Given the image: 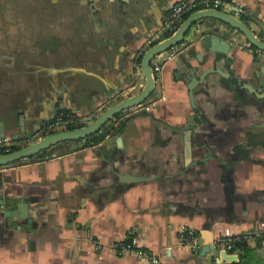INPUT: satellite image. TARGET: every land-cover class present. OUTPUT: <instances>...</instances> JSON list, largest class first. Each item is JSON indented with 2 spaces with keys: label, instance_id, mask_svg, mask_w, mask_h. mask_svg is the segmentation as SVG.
<instances>
[{
  "label": "crops",
  "instance_id": "1",
  "mask_svg": "<svg viewBox=\"0 0 264 264\" xmlns=\"http://www.w3.org/2000/svg\"><path fill=\"white\" fill-rule=\"evenodd\" d=\"M177 1L0 0V141L86 123L140 90L146 40L167 36ZM222 2L264 38V0ZM209 32L226 52L210 49ZM179 45L154 56L151 94L100 140L0 165V264H264V52L213 17ZM214 66L193 87L195 108L189 84ZM188 228L194 246L181 237ZM222 233L252 237L226 260L212 244ZM131 239L157 261L119 248Z\"/></svg>",
  "mask_w": 264,
  "mask_h": 264
},
{
  "label": "water",
  "instance_id": "2",
  "mask_svg": "<svg viewBox=\"0 0 264 264\" xmlns=\"http://www.w3.org/2000/svg\"><path fill=\"white\" fill-rule=\"evenodd\" d=\"M204 17H213L224 22L228 27L241 32L252 46L264 51V38L255 33L245 21H243L232 12L219 8H203L194 10L184 17V19L181 21L174 32L147 47L142 53L141 69L144 75V84L139 91L129 96L123 97L120 100L108 105L103 110H101L98 115L90 118L88 122L79 127L49 132L47 134H44L40 138L32 140L16 149L0 151V165L9 164L18 159L32 156L60 141L86 138L89 135L100 131L108 121L115 118L123 110L143 102L147 97H149L154 87L155 76L154 70L151 66V61L154 56L162 51L169 49L173 45L178 44L185 36L190 26L196 20ZM222 36L228 39H231L233 37V35H231L228 31L225 32V34H223ZM205 43L210 47L212 51L226 52L230 46L227 40L221 38V34H213L210 32L205 36ZM213 70H219V68L216 66L206 68L199 76L194 77L189 84V94L192 104L195 108L196 105L193 102V87L199 81H201L208 72H212ZM223 73L238 86H244L253 93H257V91L249 83L239 80L237 76L230 75L229 72ZM195 117L196 115H194V118ZM16 211L17 210H12L11 208H6L5 214L10 217L15 216ZM26 216L28 217V219H30L28 215ZM208 249L209 246H203V250ZM221 253L226 258V260L235 259L232 254H229L224 250H221Z\"/></svg>",
  "mask_w": 264,
  "mask_h": 264
},
{
  "label": "built area",
  "instance_id": "3",
  "mask_svg": "<svg viewBox=\"0 0 264 264\" xmlns=\"http://www.w3.org/2000/svg\"><path fill=\"white\" fill-rule=\"evenodd\" d=\"M227 7H228V4H224L222 0H179L171 7L169 12L165 16L163 25L167 29L168 33L171 34L172 32L176 30V28L179 26L181 21L184 19L185 15L189 12H192L197 9H203V8H219V9L229 11L227 10L228 9ZM152 37L153 36L151 35L146 40L148 47L155 43V39H153ZM179 43L169 48L170 53L168 55V58H172L175 54H177L180 51L182 46H180ZM247 44L251 45L248 41H247ZM257 50H260V49L257 48ZM151 66L154 70V76H155V73L161 67V63H157V64L151 63ZM139 71H140V68H139ZM7 144H8L7 141H0V147H3L4 145H7ZM181 235H182L181 236L182 239L186 241L187 244L194 246V243L196 240L194 230L188 228L184 230ZM254 235L261 236L262 234H254ZM250 237H252V235L248 233H245V234H231V233L224 234L222 233L213 239L212 244L216 249L224 250L227 253L231 254L233 251L234 243L236 241L247 240ZM119 248L133 252L139 256H145L149 258L151 262L157 261V258L155 257V255L152 252H149L148 250H145L144 248H142L135 239H131V241L127 243L120 244Z\"/></svg>",
  "mask_w": 264,
  "mask_h": 264
},
{
  "label": "trees",
  "instance_id": "4",
  "mask_svg": "<svg viewBox=\"0 0 264 264\" xmlns=\"http://www.w3.org/2000/svg\"><path fill=\"white\" fill-rule=\"evenodd\" d=\"M190 13V12H189ZM189 13H187V14H189ZM186 14V15H187ZM185 15V16H186ZM169 35V33H167V36ZM83 124H85V123H74V122H70V123H68V125H67V129H71V128H76V127H79V126H81V125H83ZM53 132V131H52ZM88 140H90V141H98V140H100L101 138H102V132L101 131H98V132H95V133H93V134H91V135H89L88 137H86ZM18 147H20L19 145H17V146H15V147H13L12 149H16V148H18ZM12 149H9V150H12ZM2 151H7V150H2ZM243 242H245V240H239V241H236L235 243H234V246H233V249L234 248H236V247H241V244L243 243ZM228 264H239V263H237V262H235V261H231V262H229Z\"/></svg>",
  "mask_w": 264,
  "mask_h": 264
},
{
  "label": "rangeland",
  "instance_id": "5",
  "mask_svg": "<svg viewBox=\"0 0 264 264\" xmlns=\"http://www.w3.org/2000/svg\"><path fill=\"white\" fill-rule=\"evenodd\" d=\"M9 142L10 141H8V144L7 145H4L3 147H0V150L2 151V150H9V149H12L13 147H15V146H17V145H19V146H21V142H17V143H14V144H9ZM22 145H24V144H22Z\"/></svg>",
  "mask_w": 264,
  "mask_h": 264
},
{
  "label": "flooded vegetation",
  "instance_id": "6",
  "mask_svg": "<svg viewBox=\"0 0 264 264\" xmlns=\"http://www.w3.org/2000/svg\"><path fill=\"white\" fill-rule=\"evenodd\" d=\"M242 81V80H241ZM241 87H244V86H241ZM246 88V87H245Z\"/></svg>",
  "mask_w": 264,
  "mask_h": 264
}]
</instances>
